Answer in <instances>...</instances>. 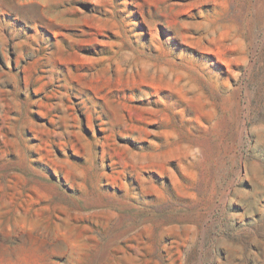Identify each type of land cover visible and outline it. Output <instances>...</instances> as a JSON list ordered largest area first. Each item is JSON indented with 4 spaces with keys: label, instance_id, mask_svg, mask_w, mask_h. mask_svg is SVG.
<instances>
[{
    "label": "rangeland",
    "instance_id": "374dc122",
    "mask_svg": "<svg viewBox=\"0 0 264 264\" xmlns=\"http://www.w3.org/2000/svg\"><path fill=\"white\" fill-rule=\"evenodd\" d=\"M0 264H264V0H0Z\"/></svg>",
    "mask_w": 264,
    "mask_h": 264
}]
</instances>
